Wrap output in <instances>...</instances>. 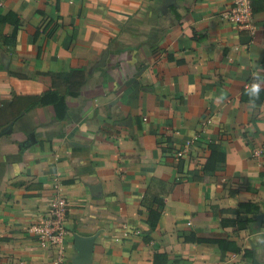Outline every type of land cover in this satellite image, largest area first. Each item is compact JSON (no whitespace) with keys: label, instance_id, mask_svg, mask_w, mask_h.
Returning a JSON list of instances; mask_svg holds the SVG:
<instances>
[{"label":"crops","instance_id":"crops-1","mask_svg":"<svg viewBox=\"0 0 264 264\" xmlns=\"http://www.w3.org/2000/svg\"><path fill=\"white\" fill-rule=\"evenodd\" d=\"M232 2L0 0V264H83L75 234L95 235L86 264H264V99L245 98L264 0L255 34L219 19ZM56 179L68 234L42 248L28 227Z\"/></svg>","mask_w":264,"mask_h":264},{"label":"built area","instance_id":"built-area-1","mask_svg":"<svg viewBox=\"0 0 264 264\" xmlns=\"http://www.w3.org/2000/svg\"><path fill=\"white\" fill-rule=\"evenodd\" d=\"M221 21L233 23L241 30L255 34L257 26L254 20L252 0H233L230 7L219 14ZM185 150L177 151V156L182 157ZM54 195L48 209L41 214L40 219L28 227L42 248H59L66 241L68 230L66 226L67 216L70 210V201L64 191L63 183L56 179L54 184ZM58 260L56 264H60Z\"/></svg>","mask_w":264,"mask_h":264},{"label":"trees","instance_id":"trees-1","mask_svg":"<svg viewBox=\"0 0 264 264\" xmlns=\"http://www.w3.org/2000/svg\"><path fill=\"white\" fill-rule=\"evenodd\" d=\"M10 15L11 13L4 15V16H0V22H6L10 19ZM20 21L19 19L14 20L15 24H18ZM51 21L46 25V27L44 28V30H46V28L48 26L51 25ZM16 33H13L11 35V37L7 38V42H12L15 39V35ZM39 34V32L37 31L36 35L37 36ZM56 95H53L52 91H49L44 97L41 98L42 103H52L54 104V106L56 107V111H57V116L59 118H62L65 115V104L64 102H62L63 99L59 98V97H55ZM245 98H249L248 96ZM264 99V91L261 92L259 98L257 99L258 101H262ZM60 101V102H59ZM60 104H62L63 106V110L60 111ZM210 156L207 159L205 166H204V175H203V180L207 181L210 179V177L217 171L220 170L223 167V163L225 162L226 159V155L224 153V151L222 150V146L219 142L215 141L213 143L210 144ZM155 202H157L158 204H162V200H160L159 198L157 199L156 197L154 198ZM243 206H245L246 208H249L251 205L250 204H243ZM161 213L157 210H150V218H149V223L151 228H154L157 223L158 220L160 218ZM199 241H201L200 239H198ZM217 243H219V245L221 246V248L224 250L225 247L227 248H232L236 251H239L240 249L237 248L236 246L232 245L231 242H228L227 245L225 246L224 244V240H217Z\"/></svg>","mask_w":264,"mask_h":264},{"label":"water","instance_id":"water-1","mask_svg":"<svg viewBox=\"0 0 264 264\" xmlns=\"http://www.w3.org/2000/svg\"><path fill=\"white\" fill-rule=\"evenodd\" d=\"M107 54L108 53L104 54L101 63L98 64L99 66L106 64ZM75 240L79 253L77 257V261L83 264L90 263L91 255L93 252L94 241H95V235L83 236L80 234H75Z\"/></svg>","mask_w":264,"mask_h":264},{"label":"clouds","instance_id":"clouds-1","mask_svg":"<svg viewBox=\"0 0 264 264\" xmlns=\"http://www.w3.org/2000/svg\"><path fill=\"white\" fill-rule=\"evenodd\" d=\"M262 91H264V67L258 69L257 74L253 76L249 86L245 89V92L249 97L250 110L255 109V102Z\"/></svg>","mask_w":264,"mask_h":264}]
</instances>
